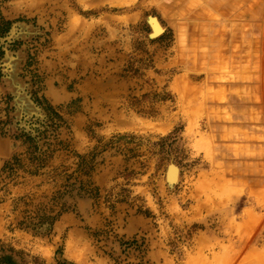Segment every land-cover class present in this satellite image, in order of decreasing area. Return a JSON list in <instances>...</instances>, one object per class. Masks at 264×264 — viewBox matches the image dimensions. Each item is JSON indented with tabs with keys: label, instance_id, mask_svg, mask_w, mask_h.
Wrapping results in <instances>:
<instances>
[{
	"label": "rangeland",
	"instance_id": "rangeland-1",
	"mask_svg": "<svg viewBox=\"0 0 264 264\" xmlns=\"http://www.w3.org/2000/svg\"><path fill=\"white\" fill-rule=\"evenodd\" d=\"M0 264H264V0H0Z\"/></svg>",
	"mask_w": 264,
	"mask_h": 264
},
{
	"label": "bare ground",
	"instance_id": "bare-ground-1",
	"mask_svg": "<svg viewBox=\"0 0 264 264\" xmlns=\"http://www.w3.org/2000/svg\"><path fill=\"white\" fill-rule=\"evenodd\" d=\"M254 44V43H253ZM254 46V45H253ZM252 46V47H253ZM256 48V47H255ZM258 49V48H257ZM253 50V49H252ZM227 51H229V50H227ZM253 51H256V50H253ZM258 51V50H257ZM259 52V51H258ZM257 53V52H256ZM228 54V53H227ZM226 68V67H225ZM258 73V72H257ZM248 80V79H247ZM260 142V141H259ZM259 144V143H258ZM249 145V144H248Z\"/></svg>",
	"mask_w": 264,
	"mask_h": 264
}]
</instances>
